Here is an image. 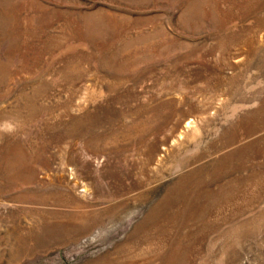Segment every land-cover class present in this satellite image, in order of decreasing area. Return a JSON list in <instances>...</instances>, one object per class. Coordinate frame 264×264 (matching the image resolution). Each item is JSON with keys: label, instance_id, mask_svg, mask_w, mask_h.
<instances>
[{"label": "rangeland", "instance_id": "rangeland-1", "mask_svg": "<svg viewBox=\"0 0 264 264\" xmlns=\"http://www.w3.org/2000/svg\"><path fill=\"white\" fill-rule=\"evenodd\" d=\"M0 264H264V0H0Z\"/></svg>", "mask_w": 264, "mask_h": 264}]
</instances>
